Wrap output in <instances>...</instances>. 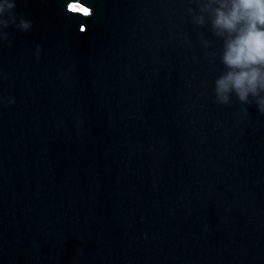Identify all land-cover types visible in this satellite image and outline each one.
<instances>
[{
    "label": "water",
    "instance_id": "water-1",
    "mask_svg": "<svg viewBox=\"0 0 264 264\" xmlns=\"http://www.w3.org/2000/svg\"><path fill=\"white\" fill-rule=\"evenodd\" d=\"M190 8L16 0L0 264H264V114L215 102L222 41Z\"/></svg>",
    "mask_w": 264,
    "mask_h": 264
},
{
    "label": "clouds",
    "instance_id": "clouds-1",
    "mask_svg": "<svg viewBox=\"0 0 264 264\" xmlns=\"http://www.w3.org/2000/svg\"><path fill=\"white\" fill-rule=\"evenodd\" d=\"M188 9L197 27L209 25L214 37L222 41L219 58L223 71L214 80L213 94L218 105H228L234 97L241 105H254L264 114V0H194ZM16 0H0V44H9L10 27L26 33L31 21L16 11ZM201 45L209 47L207 40ZM10 46V44H9ZM40 48L37 46L36 58ZM11 104L13 101L0 100ZM248 115L247 107L242 108Z\"/></svg>",
    "mask_w": 264,
    "mask_h": 264
}]
</instances>
